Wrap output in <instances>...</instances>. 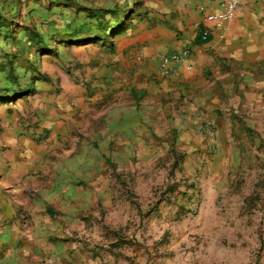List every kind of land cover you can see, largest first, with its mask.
Returning <instances> with one entry per match:
<instances>
[{
  "label": "rangeland",
  "instance_id": "obj_1",
  "mask_svg": "<svg viewBox=\"0 0 264 264\" xmlns=\"http://www.w3.org/2000/svg\"><path fill=\"white\" fill-rule=\"evenodd\" d=\"M106 5L0 0V72L12 70L0 74V87L24 92L6 116L24 129L14 136L26 138L12 145L11 159L0 150V264H264L263 55L223 67L234 74L232 85L199 133L218 135L212 148L164 136L135 157L110 155L105 163L97 143L89 149L77 137L83 127L60 148L38 134L44 97L59 110L63 79L73 74L47 72L40 41L66 32L69 6ZM88 119L93 126L101 117ZM80 152L91 156L92 173H69Z\"/></svg>",
  "mask_w": 264,
  "mask_h": 264
},
{
  "label": "crops",
  "instance_id": "obj_2",
  "mask_svg": "<svg viewBox=\"0 0 264 264\" xmlns=\"http://www.w3.org/2000/svg\"><path fill=\"white\" fill-rule=\"evenodd\" d=\"M224 2L106 0L104 8L87 7L82 12L69 6L66 32L55 30V40L40 41L47 72L55 77L56 72L69 68L73 73L69 80L63 79L59 110L51 106L52 98L44 97V118L37 132L46 145L56 143L60 148V141H72L73 130L83 127L84 138L77 137L88 143L89 149L97 143L100 152H96L105 163L110 155L135 157L151 148L147 142L164 136L184 143L185 148H190L191 142L198 151L212 148L218 135L203 137L199 133L209 119L206 112L217 107L222 91L232 85L234 74L230 69L222 72L223 67L264 56V0H247L235 19L217 27L206 16L220 11ZM205 33L209 34L207 40H203ZM50 44L57 47L52 49ZM186 48L191 51L189 58L173 74L162 75L161 59ZM5 73L10 75L11 67L0 72L2 76ZM40 81L36 79V84ZM24 96L17 87H0V127L5 128L0 150L4 149L6 158L11 159L12 145L26 140L23 136L17 139L24 129L7 123L11 120L6 116L8 103L19 102ZM95 114L101 119L93 126L84 121ZM44 153L52 155L53 151ZM77 155L69 173H92L91 156ZM4 167L0 166V171Z\"/></svg>",
  "mask_w": 264,
  "mask_h": 264
},
{
  "label": "built area",
  "instance_id": "obj_3",
  "mask_svg": "<svg viewBox=\"0 0 264 264\" xmlns=\"http://www.w3.org/2000/svg\"><path fill=\"white\" fill-rule=\"evenodd\" d=\"M247 0H225L223 7L220 11L209 13L206 16L208 22L217 27H223L236 18L237 14L243 9ZM209 34L203 35V40H207ZM190 49L186 48L181 52L165 55L160 62V73L164 76H169L174 73L176 67L185 62L190 56ZM190 69L191 66L189 65Z\"/></svg>",
  "mask_w": 264,
  "mask_h": 264
}]
</instances>
